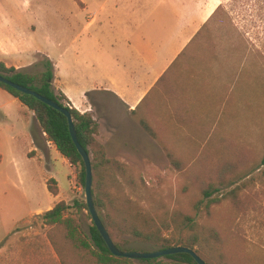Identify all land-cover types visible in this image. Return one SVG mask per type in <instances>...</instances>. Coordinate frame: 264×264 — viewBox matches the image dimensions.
Segmentation results:
<instances>
[{
    "label": "rangeland",
    "instance_id": "rangeland-1",
    "mask_svg": "<svg viewBox=\"0 0 264 264\" xmlns=\"http://www.w3.org/2000/svg\"><path fill=\"white\" fill-rule=\"evenodd\" d=\"M31 6L34 19L41 22L47 18L41 0L33 1ZM215 9L210 23L173 69L178 75L158 107L166 115L169 109L178 113L192 110L196 121H187L188 117L182 121L178 116L179 120L164 122L168 116H143L155 129L160 126L159 140L182 167L172 166L160 141L140 131L133 136L134 141H124V148L107 144V157L126 168L124 175H114L116 186L110 191L115 197L129 198L154 218L177 213L203 227L205 237L210 231L216 233L220 243L215 245L210 239L212 249L199 252L209 264H264V167L260 165L264 156V0H215L206 17ZM32 24L33 37L40 42L43 29L38 21ZM43 60L38 57L26 72L42 71ZM159 93L158 88L150 100H156ZM90 98L98 104L101 117L117 122L120 109L111 96ZM182 100H188L189 106L171 105ZM195 103L203 107H192ZM100 135L102 140L107 136L102 128ZM1 143L0 139V264H41V256L47 260L50 255L45 248L48 245L44 246L49 244L48 229L38 215L64 201L68 206L66 215L87 234L92 221L82 207L84 190L77 182L75 169L55 158L52 176L58 180L60 192L59 198L52 196L46 188L49 173L22 151L15 156L7 154ZM12 159H16L17 166ZM208 187L213 192L210 198L220 202L207 211L203 192ZM37 209L40 213L28 219ZM125 239L129 251L157 250ZM36 244L41 251L34 254L31 248Z\"/></svg>",
    "mask_w": 264,
    "mask_h": 264
},
{
    "label": "crops",
    "instance_id": "crops-1",
    "mask_svg": "<svg viewBox=\"0 0 264 264\" xmlns=\"http://www.w3.org/2000/svg\"><path fill=\"white\" fill-rule=\"evenodd\" d=\"M33 1L37 0H0V62L7 68L27 71L38 57L48 59L54 67V89L78 112L92 116L96 137L107 155V144L124 148V141H134L133 136L143 131L138 120L146 119L144 115L168 116L164 122L179 120L178 116L182 121L184 117L196 121L192 110L178 113L169 109L166 115L158 107L178 75L173 69L214 17L216 9L208 17L206 13L215 0H41L42 10L46 7L48 12L41 22L33 18ZM33 20L43 29L40 42L33 37ZM158 88L159 97L151 101ZM103 94L111 96L119 107L117 122L101 117L98 104L90 98ZM195 104L191 106L203 107ZM171 105L182 108L189 103L182 100ZM101 128L107 134L104 140ZM0 139L7 154L15 156L22 151L57 185L52 161L60 159L71 168L46 140L34 114L1 88ZM12 163L17 166L16 159ZM39 213L40 209L33 211L28 219ZM45 245L50 257L46 260L42 255L41 264H58L49 244ZM31 249L34 254L41 251L38 244Z\"/></svg>",
    "mask_w": 264,
    "mask_h": 264
},
{
    "label": "trees",
    "instance_id": "trees-1",
    "mask_svg": "<svg viewBox=\"0 0 264 264\" xmlns=\"http://www.w3.org/2000/svg\"><path fill=\"white\" fill-rule=\"evenodd\" d=\"M76 1L79 3V0ZM42 64L44 68L42 71L28 73L7 68L0 62V74L9 81L28 88L69 111L78 143L91 159V194L94 206L116 248L120 251H129L125 249L128 244L125 237H129L155 247L157 250L176 246L186 247L200 257L199 252L203 248L212 249L210 239L214 240L215 245L219 244L220 240L216 233L210 231L208 237H205L206 230L189 216L172 213L154 218L146 214L129 198H119L112 194L110 187L116 183L114 175H124L125 165L107 157L105 147L96 139L97 124L95 120L90 114H81L65 104L66 102L69 105L67 99L53 87L54 67L52 63L44 58ZM0 88L18 99L34 114L46 140L55 146L64 159L68 160L70 166L77 173V182L84 188V164L71 140L65 117L33 96L17 92L1 83ZM138 124L152 139L160 141L161 133L157 130L160 126L155 129L143 118L138 120ZM160 144L171 165L180 169L181 162L175 159L173 152L166 144L161 141ZM260 165L264 167V156ZM46 188L52 196H58L59 188L54 179L50 178L46 181ZM212 193L211 187L203 192L207 211L220 202L218 198H210ZM82 207L87 210L86 204H83ZM67 210L66 203L60 201L39 216L42 224L48 229L46 237L56 255L58 264H135L133 260L112 256L93 222L88 233L84 234L76 220L66 215ZM164 233H169V235L166 237ZM196 247L198 250L194 249ZM139 262L143 264H195L190 255L182 253L152 260H139Z\"/></svg>",
    "mask_w": 264,
    "mask_h": 264
},
{
    "label": "water",
    "instance_id": "water-1",
    "mask_svg": "<svg viewBox=\"0 0 264 264\" xmlns=\"http://www.w3.org/2000/svg\"><path fill=\"white\" fill-rule=\"evenodd\" d=\"M0 83L9 86L13 90L20 92L22 94L30 95L39 100L41 103L47 105L48 107L58 111L61 113L67 122L69 135L71 137L72 142L74 143L78 154L80 155L84 168H85V184H84V196H85V204L87 206L88 213L91 217V221L93 222L94 226L96 227L97 231L99 232L101 238L103 239L105 246L109 250L112 256L119 257V258H125L133 261H139V260H152V259H158L165 256H170L174 254H188L192 257L195 264H206L193 250H190L186 247H172L168 249H162V250H155L150 252H135V251H120L116 248V246L111 241L101 219L98 216L97 210L94 206L92 194H91V187H92V169H91V159L89 154L82 148V146L78 143L77 137H76V131L75 127L72 121L71 114L68 110L65 108H62L55 104L54 102L46 99L45 97L39 95L38 93L19 86L11 81H9L7 78L2 76L0 74Z\"/></svg>",
    "mask_w": 264,
    "mask_h": 264
},
{
    "label": "built area",
    "instance_id": "built-area-1",
    "mask_svg": "<svg viewBox=\"0 0 264 264\" xmlns=\"http://www.w3.org/2000/svg\"><path fill=\"white\" fill-rule=\"evenodd\" d=\"M70 109H74L70 104L68 105V104H66ZM76 110V109H75ZM77 111V110H76ZM80 113V112H79ZM81 114H84V113H81ZM44 136H45V134H44Z\"/></svg>",
    "mask_w": 264,
    "mask_h": 264
},
{
    "label": "bare ground",
    "instance_id": "bare-ground-1",
    "mask_svg": "<svg viewBox=\"0 0 264 264\" xmlns=\"http://www.w3.org/2000/svg\"><path fill=\"white\" fill-rule=\"evenodd\" d=\"M212 14V11L209 12V15Z\"/></svg>",
    "mask_w": 264,
    "mask_h": 264
}]
</instances>
